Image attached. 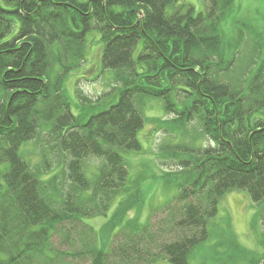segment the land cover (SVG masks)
<instances>
[{
    "label": "trees",
    "instance_id": "16d2710c",
    "mask_svg": "<svg viewBox=\"0 0 264 264\" xmlns=\"http://www.w3.org/2000/svg\"><path fill=\"white\" fill-rule=\"evenodd\" d=\"M233 3L207 0L202 13L180 0H0V264H67L73 257L111 264L112 254L119 261L113 264L133 256L144 264H190L228 192L244 190L264 202V58L244 80H234L237 59L227 55L221 35ZM94 29L104 42L103 68L113 71L117 86L75 114L65 81L86 63ZM150 98L161 99L172 115L159 120L173 134L159 157L181 177L178 205H165L171 216L162 231L182 235L160 236V244L152 224L133 218L115 234L132 242L114 253L96 238L85 250L68 251L80 224L83 236L92 232L84 218L106 215L115 193L131 183L125 154L142 150L140 108ZM192 122L195 139L207 146L180 141ZM41 130L71 157V190L43 179L22 156V146ZM90 156L105 162L96 200L81 197L90 187L82 167ZM249 264H264V255Z\"/></svg>",
    "mask_w": 264,
    "mask_h": 264
},
{
    "label": "rangeland",
    "instance_id": "374dc122",
    "mask_svg": "<svg viewBox=\"0 0 264 264\" xmlns=\"http://www.w3.org/2000/svg\"><path fill=\"white\" fill-rule=\"evenodd\" d=\"M180 2L190 3L197 12L203 13L207 9V0H180ZM221 35L227 46V55L237 59L233 75L238 83L246 78L256 60H258L257 66L264 58V0H234L232 8L223 18ZM101 36L100 31L91 30L88 34L86 63L71 72L65 81V95L68 96L75 114H83V102L99 101L108 92L114 94L116 90L113 71L104 69L101 62L104 48ZM141 48L142 42H139L134 52L135 58ZM111 99L112 97L107 101ZM100 104L103 108V105H106ZM140 109L145 117V125L138 132L142 150L125 154L131 183L125 191L115 193L106 215L84 218V223L91 227L92 232L89 236L88 233L83 236L80 224L78 229L72 232L73 240L71 247L68 248L70 252L87 249V243L93 246L92 240L96 238L99 248L108 247L110 253H114L119 246L132 242L129 238L116 237L115 234H118L117 232L133 218L139 225L152 224L153 232L158 237L155 241L160 244L165 242V240L160 242V236L163 238L166 235L162 228L171 216L168 212L169 207L165 205L170 204L172 208L178 205L175 199L179 194L178 185L181 177L177 173H171L170 169L175 170V166H170L171 163L167 165L166 162L170 161L159 157L162 146L164 148L170 144L169 141L173 136L161 130L159 120L170 119L172 115L165 113L163 101L157 98L146 99ZM198 129L197 123L192 122L188 129L184 130L180 141L188 146H207L208 141L195 139L194 136L199 133ZM21 153L33 168L43 171V179L56 180L59 188L68 190L74 188L67 178V167L71 157L56 146L48 131L41 130L34 140L25 143ZM44 161L49 164L47 169H43ZM104 164V160L96 156H90L82 162L83 173L88 178L90 187L81 193V197L97 199L95 191ZM93 200L91 204H94ZM130 204L135 206L127 210ZM163 209L166 212H163ZM126 232L128 231L125 229L122 236L123 233L126 236ZM209 232V238L193 249L189 255L190 264H249L252 259L262 257L264 202L253 201L244 190L228 192L220 203L217 216L209 223ZM181 235L182 232L175 231L172 234L168 233L165 238L173 240ZM56 239L55 245H57ZM146 241L148 240L144 237L143 241L137 244L138 248H141L139 246ZM133 258L129 263L121 260L120 264H144L136 260L138 257L133 256ZM117 260L118 258L112 254L110 263L119 262ZM89 263L88 257H73L67 261V264ZM155 264L173 263L169 260H161Z\"/></svg>",
    "mask_w": 264,
    "mask_h": 264
}]
</instances>
